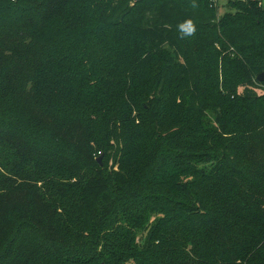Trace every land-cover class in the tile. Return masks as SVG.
Returning a JSON list of instances; mask_svg holds the SVG:
<instances>
[{
	"label": "trees",
	"instance_id": "trees-1",
	"mask_svg": "<svg viewBox=\"0 0 264 264\" xmlns=\"http://www.w3.org/2000/svg\"><path fill=\"white\" fill-rule=\"evenodd\" d=\"M143 1L90 0L85 4L84 0H0V131L10 133L14 141L41 140L45 135L38 132V124L30 116L33 112L43 113L54 104L59 112L52 120L67 128L63 131L62 126H57L53 132L47 129L54 137L51 144L56 161L73 159L72 167L92 171L79 187L76 199L79 225L71 232L61 219V213L66 211L64 201L56 211L42 204L28 209L19 201L17 209L13 192L0 188V264H18L28 234L44 254L54 259L65 264H91L86 256L100 242L103 229V223L94 218L102 206L113 201L109 179L117 190L136 182L155 184V171L161 165L158 154L172 155L171 151L184 149L206 150L207 157L201 159V164L186 161L173 165L165 181L174 198L150 204L146 221L134 222L138 231L129 228L102 237L110 248L125 247L131 251L124 259H113L109 252L106 258L99 257L98 264H262L264 159L254 155L253 146H260L264 152V139L252 146L240 143L237 135L253 122L264 124V118L245 110L233 119L219 103L207 98L201 67L188 40L203 29L220 26L223 40L232 49L239 53L254 51L259 38L253 30L264 27H260L264 7H258L257 0H245V4L258 8L259 17L241 15L237 17L241 18L239 23H219L213 0H204L202 4L157 0L140 5L134 19L128 22L127 18ZM96 5L98 10L94 8ZM92 8L96 13L91 18L100 26L115 28L113 79L106 81L93 63L88 67L90 85L107 94L98 100V111L102 114L97 132L111 160L108 174L95 159L88 124L82 117L81 105L93 103L95 89L80 97V105L72 113L61 107L62 98L52 100L62 95L68 80L64 78L67 66L62 62L57 65L49 50L64 51L63 37L70 34L68 46L81 62L74 63L73 69L86 66L88 60L83 59L96 46L95 31L92 27L77 26L74 16ZM161 57L168 60L166 72H152L151 62ZM262 71L264 60L253 55L239 59L236 72L242 90L236 99L261 97L257 91H264V81L258 82L256 77ZM85 84V80L81 82L82 87ZM13 90L15 96L28 100L37 109L25 106V114L19 112L7 94ZM110 91L117 93L118 98H113ZM186 112L199 125L198 138L191 136L193 126L186 122ZM46 170L44 174L49 177ZM226 173L234 176L241 192L236 196H210L205 184ZM176 220L200 228L210 225L206 233L217 242V247L204 240L201 242L204 246L188 261L180 263L165 257L154 263L161 259L158 251L163 229ZM110 236L115 239L108 243Z\"/></svg>",
	"mask_w": 264,
	"mask_h": 264
},
{
	"label": "rangeland",
	"instance_id": "rangeland-1",
	"mask_svg": "<svg viewBox=\"0 0 264 264\" xmlns=\"http://www.w3.org/2000/svg\"><path fill=\"white\" fill-rule=\"evenodd\" d=\"M156 1L144 0L143 3H139L135 12L127 18V21L134 19L140 5ZM190 1L198 4L204 2V0ZM213 1L217 6L219 23H239L238 19L241 18L237 17L241 15H251L253 18L260 16L258 8L245 4V0ZM84 2L89 4L90 0H84ZM257 6L263 8L264 0H261L260 4L258 1ZM94 8L98 10L99 6L96 5ZM94 8L81 10L80 16H74L77 26L82 28L92 27L95 31L96 46L93 45L90 56H85L83 59V61L88 60L86 66H81L77 70L73 69L74 63H78L80 60L74 57L75 52L68 46L70 34L68 37H65L66 35L63 37V39L66 38L64 51L59 52L55 48L49 47L51 48L49 52L53 54L51 59L57 61V65L62 62L67 66L64 78L68 80V86L63 89L62 95L53 97L52 100L55 102L57 98H62L63 106L61 107L70 113L74 112V108L80 105V97L88 90L94 88L93 85H90L92 77L89 76V63H93L94 66L99 68L98 74L106 78V81L112 80L114 76L112 74L115 71L116 56V46L113 40L115 28L102 27L94 18H91L96 13ZM251 11H254V14L250 13ZM262 19L264 18L262 17ZM263 25L264 20H262L260 27ZM257 29L259 30H253L259 38L257 48L254 51L244 53L235 51L225 43L220 33V26L203 29L195 37L188 40V44L195 51L201 67V80L206 89L207 98L219 103L223 112L228 116H233V119L245 112V110L251 114L259 115L260 118H264L263 90L257 91V94L261 96L260 98L244 101L236 99L237 93L242 90L236 72L239 59L245 55H253L260 60H264V27ZM167 64V58L161 57L151 62V70L152 72L165 73ZM84 80L86 84L82 87L81 82L83 83ZM94 92L96 98L94 97L93 103L90 106L81 105L83 110L82 117H85L88 124L87 133L92 142L95 159L102 164L105 174H108L107 167L111 165V160L109 161L106 147L100 133L97 132L98 120L102 114V112L98 111V100L107 94L103 90L100 92L99 87ZM110 93H113V98H118V94L114 93V91H110ZM7 94L12 97L15 102L14 107L22 114H25V106H33L37 109V106L29 103L28 100L15 96L14 90L7 92ZM58 112L57 107L53 104L48 110L45 109L43 113L33 112L31 114L30 120L34 124H38L36 125L38 132L45 135L41 140L25 141L20 139V141H14L11 139L10 133L8 135L6 132L0 131V188H3L4 191L13 192L15 208L17 209L19 208L17 201H19L28 209L37 208L42 204L50 211H56V208L64 201L66 211L61 213V219L65 222V227L68 231L71 232L76 230L79 225L76 201L79 187L92 171L84 170L80 166L77 168L72 167L73 159L64 163L56 161V154L51 144L54 137L47 129L50 128L53 132L55 131L54 127L62 126L58 121L52 120V116ZM185 119L186 122L188 120V123L193 126L191 136L198 138L199 125L188 112H186ZM263 125L253 122L249 127L250 129L247 128L246 131L243 130L241 134L237 135L242 141L240 143H246V145L251 143L253 146L262 142L264 139ZM66 129L65 126H62L63 131ZM184 150L181 152L171 151L172 155L166 153L158 154L161 165L159 170L155 171V184L147 186V184L141 185L140 182H136L123 185L117 190V186L109 179L113 201L111 204L102 206L98 215L94 218V221L103 223V229L101 234H99L101 237L100 242L92 248L90 256H86V259H90L89 262L91 264H98L99 257L106 258L109 252H111L110 256L113 259H124V255L131 250L125 247L110 248V245L103 241L102 237L112 235L114 232L118 234L120 231L129 228H133L135 232L138 231L137 227L133 226L135 223H144L146 221L150 204L165 202L174 198L165 181V177L172 169V166L186 161L201 164V159L207 157L205 155L207 153L206 150ZM253 152L259 160L264 159V152L260 150V146H253ZM98 159H100V162ZM44 169H47L46 174L48 173L49 177L44 174ZM236 186L234 176L230 173L213 178L205 184L206 191L210 196L213 194L236 196L241 192V189ZM209 226L194 227L181 220H176L167 225L160 236L158 256L161 259L154 260V263L160 262L165 257H169V261L175 260L180 263L188 261L194 258V254L199 252V249L204 246V244H201L204 240L216 248L217 242L210 240V235L206 233V229ZM113 239H115L114 236H110L107 242L110 243ZM37 243L34 237L28 234L23 253L19 254L18 264H65L61 259H54L52 256L44 254ZM120 249L121 251H119ZM260 261L264 264V259ZM76 264L79 263L77 262ZM127 264L130 263L127 262ZM146 264L151 263L148 262ZM245 264H248V262Z\"/></svg>",
	"mask_w": 264,
	"mask_h": 264
},
{
	"label": "water",
	"instance_id": "water-1",
	"mask_svg": "<svg viewBox=\"0 0 264 264\" xmlns=\"http://www.w3.org/2000/svg\"><path fill=\"white\" fill-rule=\"evenodd\" d=\"M256 80L258 82H263L264 81V71L260 72L257 77H256ZM98 161L100 162V159H98Z\"/></svg>",
	"mask_w": 264,
	"mask_h": 264
},
{
	"label": "built area",
	"instance_id": "built-area-1",
	"mask_svg": "<svg viewBox=\"0 0 264 264\" xmlns=\"http://www.w3.org/2000/svg\"><path fill=\"white\" fill-rule=\"evenodd\" d=\"M257 1H259V4L261 3V0H257Z\"/></svg>",
	"mask_w": 264,
	"mask_h": 264
}]
</instances>
